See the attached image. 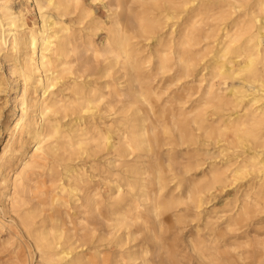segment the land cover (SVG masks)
Segmentation results:
<instances>
[{
  "label": "bare ground",
  "instance_id": "6f19581e",
  "mask_svg": "<svg viewBox=\"0 0 264 264\" xmlns=\"http://www.w3.org/2000/svg\"><path fill=\"white\" fill-rule=\"evenodd\" d=\"M35 1L39 30L0 31L35 141L0 156L21 163L0 264H264V0Z\"/></svg>",
  "mask_w": 264,
  "mask_h": 264
},
{
  "label": "rangeland",
  "instance_id": "374dc122",
  "mask_svg": "<svg viewBox=\"0 0 264 264\" xmlns=\"http://www.w3.org/2000/svg\"><path fill=\"white\" fill-rule=\"evenodd\" d=\"M41 11L38 7V4L35 0H0V31L1 25H3V29L6 33L9 32V21L10 17L13 15H18L20 17V21L24 22V28L28 30L29 28H35L39 30V26H41ZM54 17H56L54 15ZM19 31H22L19 29ZM7 45L2 43L0 44V156L3 154L4 149L8 148V154L11 155V150L19 146V141L24 142L23 150L25 151V156L31 154L34 148L35 141L31 138L27 132H20L15 127L17 120L22 115V91L24 89V83L18 79L17 85H15L14 74L12 73V65H14L15 61L13 60L14 51L10 49L8 43L12 40V37L6 36ZM18 54V58H19ZM22 59V57H21ZM84 60V59H83ZM44 74L39 71L32 78V83L29 84V96H28V105L26 104V118L33 119V117L40 122L41 117L38 111H33L32 103H34L37 99L42 97L43 86L39 85L36 92H33L35 81L38 78H42ZM51 144L50 140H45L43 145L47 148ZM205 148V146L203 147ZM208 148H212L211 145ZM10 149V150H9ZM178 160L185 161L187 157H181L186 152V148H179ZM211 151H214L212 149ZM163 155H166V147L164 146L161 149ZM105 156V155H104ZM186 156V154H185ZM111 156H105L101 159V161H105L106 158H110ZM14 165L8 167V165L0 164V216L6 222L13 224L14 226L18 225V218L16 217L13 209H12V196L14 192L13 180L16 173L21 169V163L13 159ZM82 162H80L81 164ZM93 160L89 159L86 161V166L92 165ZM61 169V168H60ZM101 171L99 168L97 170H90L88 168V172L90 174H96ZM59 173L63 171L60 170ZM200 175V174H199ZM5 177V180L3 179ZM94 180L96 182L94 184L100 183V186L103 187L104 181L100 180L99 176H97ZM225 196H223L224 198ZM217 206L220 204L219 201H216ZM213 204V203H212ZM211 206V207H210ZM205 210L203 214L208 215V211L211 210L212 205L204 206ZM207 209V210H206ZM206 215V216H207ZM215 217V213L209 214ZM75 218V217H74ZM202 220H195L193 222L188 221L185 223V227L183 230L176 232L177 237L180 239L179 244L181 247L182 254L188 252V237L194 232V227L197 223L202 225ZM3 239L8 237V232H3L1 234ZM28 242V240H26ZM107 243V240L101 242V244ZM102 248V247H101ZM11 251L10 247H0V262L6 263L11 259ZM190 253L186 256L188 257ZM33 264H45L44 261H40L38 253H34Z\"/></svg>",
  "mask_w": 264,
  "mask_h": 264
}]
</instances>
